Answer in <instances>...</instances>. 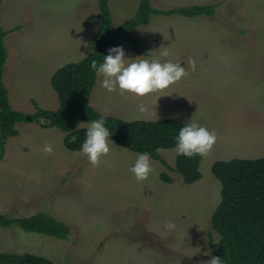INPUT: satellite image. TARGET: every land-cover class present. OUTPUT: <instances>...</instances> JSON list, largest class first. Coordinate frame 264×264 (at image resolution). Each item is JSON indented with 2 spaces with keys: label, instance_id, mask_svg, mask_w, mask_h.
I'll list each match as a JSON object with an SVG mask.
<instances>
[{
  "label": "rangeland",
  "instance_id": "rangeland-1",
  "mask_svg": "<svg viewBox=\"0 0 264 264\" xmlns=\"http://www.w3.org/2000/svg\"><path fill=\"white\" fill-rule=\"evenodd\" d=\"M140 1L110 0L115 23L133 17ZM151 1L160 9L219 4L215 16L153 15L137 28L149 56L167 47L168 58L181 60L188 75L172 93L143 98L109 92L97 78L91 103L127 121L173 117L186 123L193 117L216 130L217 141L200 163L202 177L186 183L176 168L151 157L154 172L138 181L129 171L138 152L111 137L112 151L93 165L68 149L65 133L48 121L20 122L0 159V212L22 217L45 211L66 222L71 233L60 239L1 226L2 252L35 253L52 264H204L217 256L220 235L212 215L222 183L212 165L264 156V0ZM98 13V0H3L10 53L5 83L14 108L31 113L36 105L59 106L52 75L93 50ZM123 47L130 57L143 55ZM192 60L194 68L187 63ZM46 142L53 144L52 153L43 151ZM159 153L175 167V147ZM162 173L172 180H163ZM168 221L174 228L166 227Z\"/></svg>",
  "mask_w": 264,
  "mask_h": 264
},
{
  "label": "trees",
  "instance_id": "trees-1",
  "mask_svg": "<svg viewBox=\"0 0 264 264\" xmlns=\"http://www.w3.org/2000/svg\"><path fill=\"white\" fill-rule=\"evenodd\" d=\"M2 2L0 0V159L11 136L18 135L20 122L48 121L65 133L64 144L79 151L85 139L83 122L106 117L111 138L120 146L135 152L147 151L170 169H177L186 183H194L202 177L200 163L203 157L177 155L175 167L166 163L159 149L175 147L174 137L185 122L175 118L160 120L127 121L119 116L104 114L91 103V95L97 81L91 69L92 59L98 62L110 46L128 45L133 52L150 55L145 42L134 35L136 27L147 24L153 15H180L196 18L202 15L215 16L218 3L193 4L168 9L155 8L151 0H141L133 17L116 24L110 0H98L100 27L92 38L93 50L79 61L59 67L52 75L51 83L57 92L59 106L48 109L36 105V110L26 113L12 106L5 72L9 59L6 37L9 33L2 25ZM78 125H81L78 127ZM214 175L222 183V198L212 215V226L220 235L215 249L224 264H264V156L258 158H233L217 160L212 165ZM165 181L172 178L162 173ZM1 226L17 225L27 232L41 233L60 239H68L69 225L53 214L38 211L31 216L9 217L3 215ZM5 264H52L51 260L35 253L0 252Z\"/></svg>",
  "mask_w": 264,
  "mask_h": 264
},
{
  "label": "clouds",
  "instance_id": "clouds-1",
  "mask_svg": "<svg viewBox=\"0 0 264 264\" xmlns=\"http://www.w3.org/2000/svg\"><path fill=\"white\" fill-rule=\"evenodd\" d=\"M157 49L158 52L149 57L141 55L133 58L126 55L123 45H113L108 48L99 62L92 59L90 67L100 78L101 87L109 92L115 91L121 96L131 94L143 98L156 93H159V96L172 93L171 87L188 75V68L182 66L181 60L174 61L168 58L171 55L169 48L161 46ZM187 63L195 67V60ZM137 107L140 112L145 110L143 103ZM110 137L111 131L106 124V117L101 114L87 124L85 139L79 149L80 154L86 156L91 164L98 165L101 158L112 151ZM174 139L175 151L178 155L204 157L213 149L217 141V132L191 117L179 129ZM54 150L50 142H46L43 146V151L46 153H52ZM129 171L136 180H147L154 172L150 153L147 151L137 153ZM166 227L172 229L174 224L168 221ZM204 264H224V262L219 256L213 255Z\"/></svg>",
  "mask_w": 264,
  "mask_h": 264
},
{
  "label": "crops",
  "instance_id": "crops-1",
  "mask_svg": "<svg viewBox=\"0 0 264 264\" xmlns=\"http://www.w3.org/2000/svg\"><path fill=\"white\" fill-rule=\"evenodd\" d=\"M113 18H114V17H113ZM114 22H115V21H114ZM116 24H117V23H116ZM138 27H139V26H138ZM138 27H136L135 30H134V35H135V36H137L136 31H137V28H138ZM137 37L139 38V36H137ZM146 40H147V39H146ZM146 40H145V41H146ZM127 46H128V45H127ZM128 47H129V46H128ZM131 54H132V52H131V50H130V55H131ZM70 62H75V61H70ZM97 78H98V77H97ZM96 82H97V81H96ZM95 85H96V84H95ZM168 104H169V102H168ZM151 106H152V105H151ZM95 108H96V107H95ZM99 111H100V110H99ZM102 113H103V112H102ZM104 114H105V113H104ZM164 118H173V117H164ZM160 119H163V118H160ZM160 119H155V120H160ZM175 119H177V118H175ZM153 120H154V119H153ZM178 120H179V119H178ZM180 121H181V120H180ZM182 122H184V121H182Z\"/></svg>",
  "mask_w": 264,
  "mask_h": 264
},
{
  "label": "water",
  "instance_id": "water-1",
  "mask_svg": "<svg viewBox=\"0 0 264 264\" xmlns=\"http://www.w3.org/2000/svg\"><path fill=\"white\" fill-rule=\"evenodd\" d=\"M3 214L0 212V222L2 220ZM0 229H1V223H0ZM0 251H1V243H0ZM0 264H5L0 260ZM11 264H20V263H11Z\"/></svg>",
  "mask_w": 264,
  "mask_h": 264
},
{
  "label": "flooded vegetation",
  "instance_id": "flooded-vegetation-1",
  "mask_svg": "<svg viewBox=\"0 0 264 264\" xmlns=\"http://www.w3.org/2000/svg\"><path fill=\"white\" fill-rule=\"evenodd\" d=\"M0 252H2V251H0Z\"/></svg>",
  "mask_w": 264,
  "mask_h": 264
}]
</instances>
